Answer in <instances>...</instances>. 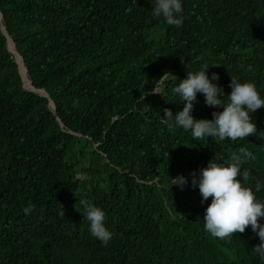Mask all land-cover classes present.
<instances>
[{"label": "trees", "instance_id": "16d2710c", "mask_svg": "<svg viewBox=\"0 0 264 264\" xmlns=\"http://www.w3.org/2000/svg\"><path fill=\"white\" fill-rule=\"evenodd\" d=\"M181 3L177 27L154 17L152 0H0V29L55 109L23 88L0 30V264H264L250 226L225 240L204 230L211 198L192 186L193 172L246 147L256 159L241 166L245 186L264 202V107L257 133L235 142L162 122L184 106L172 89L205 64L225 95L234 77L264 99V0ZM220 111L197 94L195 119ZM80 200L105 212L107 246Z\"/></svg>", "mask_w": 264, "mask_h": 264}, {"label": "clouds", "instance_id": "9594fccd", "mask_svg": "<svg viewBox=\"0 0 264 264\" xmlns=\"http://www.w3.org/2000/svg\"><path fill=\"white\" fill-rule=\"evenodd\" d=\"M152 3L154 17L162 16L171 26L182 25L181 0H152ZM208 67L209 64H205L198 72L189 71L187 77L172 89L173 94L179 96L184 106L175 114L171 109H164L165 119L162 122L167 123L170 129L178 127L190 131L195 140L213 138L217 142L225 139L235 142L255 135L257 127L252 114L264 107V99L261 98L256 85L253 82H239L231 77V93L225 95L222 88L212 83L213 80H219V75L213 73L211 80L209 79ZM248 71H252L250 65ZM153 92L160 93L159 90ZM197 94L204 96L207 106L222 107L223 111L213 112V119L210 120L195 119L192 111ZM255 159L256 157L246 147H240L238 151L232 152L223 163H217L213 158L207 167L200 170L198 180L196 173H192V186L198 185L202 203L211 198L203 217L204 230L213 238L225 240L234 234L244 233L250 226L260 240V243L252 248V252L264 260V224L260 223L261 218H264V202L258 201L252 188L245 186L252 179L250 171L247 169L241 171L243 164ZM238 177H242V180ZM172 180V185H179L181 188L187 184L184 176ZM255 187L256 191H259L260 183ZM80 204L83 206L81 214L89 222L90 234L107 246L113 233L105 225V212L89 200H80ZM32 211V206L23 209L26 215ZM59 214L65 217L62 205Z\"/></svg>", "mask_w": 264, "mask_h": 264}, {"label": "water", "instance_id": "95a60500", "mask_svg": "<svg viewBox=\"0 0 264 264\" xmlns=\"http://www.w3.org/2000/svg\"><path fill=\"white\" fill-rule=\"evenodd\" d=\"M1 21H2V15H1V13H0V23H1ZM0 30H1L2 34L5 36V38H6V40H7V49H8V52L11 53V54L13 55V53H12L11 50H10L9 43L11 42L13 48L15 49L14 42L10 39V37L8 36V34L6 33V31H5V29H4V27H3L2 25H1V29H0ZM15 52H16V50H15ZM16 54H17L18 57L21 59V62H22V64H23V60H22V58L20 57V55H19L17 52H16ZM15 62H16V60H15ZM16 64H17V62H16ZM17 65H18V64H17ZM24 69H25V67H24ZM18 71H19V75H20V78H21V82H22L23 88L26 89L27 91L34 92V93H36V94H39L40 96H43V97L48 98V99H49V106H50L53 110H55V109H54V104H53V102L50 100L48 94H47L44 90H37V89L34 88V89H35V91H34V90H30V89H27V88L24 87V82H23V79H22V76H21V73H20L19 66H18ZM25 71H26V69H25ZM26 74H27V73H26ZM28 81H29L30 86L33 88V86H32V84H31V82H30L29 79H28ZM38 92H42L43 94H40V93H38ZM59 122H60V121H59Z\"/></svg>", "mask_w": 264, "mask_h": 264}, {"label": "bare ground", "instance_id": "6f19581e", "mask_svg": "<svg viewBox=\"0 0 264 264\" xmlns=\"http://www.w3.org/2000/svg\"><path fill=\"white\" fill-rule=\"evenodd\" d=\"M9 46H10V50H11V48H12L11 52L13 53V57H14V59L16 60L18 66H19L20 73H21V76H22V79H23V82H24V86H25L27 89L34 90V91H35V89L32 88V87L30 86L29 82H28V79H27V77H26V71H25V69H24V66H23V64H22V62H21V59H20V58L18 57V55L16 54L15 49L13 48L11 42L9 43ZM17 60H18L19 62H18ZM38 93L43 94L42 92H38Z\"/></svg>", "mask_w": 264, "mask_h": 264}, {"label": "rangeland", "instance_id": "374dc122", "mask_svg": "<svg viewBox=\"0 0 264 264\" xmlns=\"http://www.w3.org/2000/svg\"><path fill=\"white\" fill-rule=\"evenodd\" d=\"M18 62H19V61H18ZM24 87H25V86H24ZM25 88H26V87H25ZM157 90H158V89H157ZM154 93L156 94V93H158V92H154ZM78 177H80V176H78ZM80 178H83V177H80Z\"/></svg>", "mask_w": 264, "mask_h": 264}]
</instances>
